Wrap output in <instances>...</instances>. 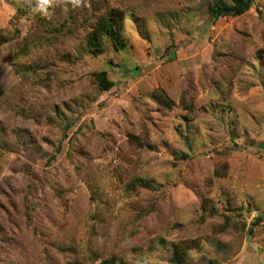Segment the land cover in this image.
I'll return each mask as SVG.
<instances>
[{"label":"rangeland","instance_id":"374dc122","mask_svg":"<svg viewBox=\"0 0 264 264\" xmlns=\"http://www.w3.org/2000/svg\"><path fill=\"white\" fill-rule=\"evenodd\" d=\"M212 1L0 0V264H264V0Z\"/></svg>","mask_w":264,"mask_h":264},{"label":"trees","instance_id":"16d2710c","mask_svg":"<svg viewBox=\"0 0 264 264\" xmlns=\"http://www.w3.org/2000/svg\"><path fill=\"white\" fill-rule=\"evenodd\" d=\"M252 0H213L207 6L208 13L213 20L222 16H239L245 13L250 7ZM121 19L122 17L116 12H108L102 15L94 24L92 30L86 37V43L90 51L99 55L104 51L103 38H108L117 48L122 47L121 43ZM97 80L101 90H109L113 86V82L108 79L107 72L102 70L93 74ZM158 100L164 104H168L165 96H158ZM146 180L142 177H136L127 185V191H133L137 187L146 186ZM259 218H257V221ZM175 256L171 258L174 264H189L185 250L175 246ZM100 264H123L114 257L104 259Z\"/></svg>","mask_w":264,"mask_h":264}]
</instances>
